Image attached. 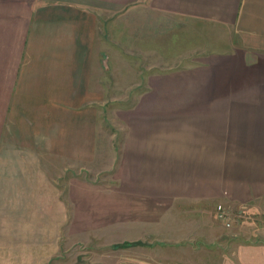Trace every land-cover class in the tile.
<instances>
[{"label": "crops", "instance_id": "obj_1", "mask_svg": "<svg viewBox=\"0 0 264 264\" xmlns=\"http://www.w3.org/2000/svg\"><path fill=\"white\" fill-rule=\"evenodd\" d=\"M108 138L114 175L72 179L75 204L171 235L226 202L251 227L223 264H264V0H0V157L58 170Z\"/></svg>", "mask_w": 264, "mask_h": 264}, {"label": "rangeland", "instance_id": "obj_2", "mask_svg": "<svg viewBox=\"0 0 264 264\" xmlns=\"http://www.w3.org/2000/svg\"><path fill=\"white\" fill-rule=\"evenodd\" d=\"M204 29L205 34L213 31L210 26ZM157 62L179 65L189 61ZM131 95L109 92L107 105ZM104 118L105 128L113 132L114 126L106 124V115ZM111 142L108 138L102 159L62 162L58 170L39 159L15 169L12 157H0V264H223L236 231L251 224L242 217L225 228L214 218L216 203L209 206L204 218L176 214L168 235L163 228L101 220L99 212L86 211L83 200L79 204L72 201V179L79 185L82 181L105 182L114 175ZM260 222L263 226L264 220Z\"/></svg>", "mask_w": 264, "mask_h": 264}, {"label": "built area", "instance_id": "obj_3", "mask_svg": "<svg viewBox=\"0 0 264 264\" xmlns=\"http://www.w3.org/2000/svg\"><path fill=\"white\" fill-rule=\"evenodd\" d=\"M242 208L228 204L225 202H219L216 205L215 216L216 219L226 228L233 227L238 221L241 215Z\"/></svg>", "mask_w": 264, "mask_h": 264}]
</instances>
